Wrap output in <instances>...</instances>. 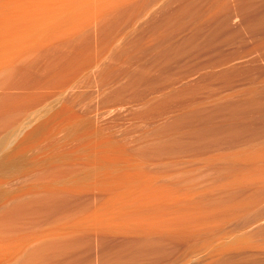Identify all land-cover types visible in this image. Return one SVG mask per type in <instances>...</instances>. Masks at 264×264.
Masks as SVG:
<instances>
[{
  "label": "rangeland",
  "instance_id": "rangeland-1",
  "mask_svg": "<svg viewBox=\"0 0 264 264\" xmlns=\"http://www.w3.org/2000/svg\"><path fill=\"white\" fill-rule=\"evenodd\" d=\"M9 154L0 264H264V0H0Z\"/></svg>",
  "mask_w": 264,
  "mask_h": 264
},
{
  "label": "bare ground",
  "instance_id": "bare-ground-1",
  "mask_svg": "<svg viewBox=\"0 0 264 264\" xmlns=\"http://www.w3.org/2000/svg\"><path fill=\"white\" fill-rule=\"evenodd\" d=\"M96 148V147H95ZM107 151V150H106ZM95 152H96V150H95ZM94 152V153H95ZM22 158V156L21 155H5V156H2L1 158H0V173H8V172H10L11 173V171L12 170H18L19 169V166H22L23 165V162H20L21 159ZM114 160H115V158H114ZM105 161V160H104ZM116 161V160H115ZM117 162V161H116ZM20 163H22V164H20ZM115 163V162H114ZM20 164V165H19ZM102 164H104V163H102ZM102 164H101V166H102ZM99 165V164H98ZM97 165V166H98ZM21 168V167H20ZM128 179V178H127ZM128 181H130L129 179H128ZM128 181H126V182H128ZM121 182V181H120ZM115 188V187H114ZM99 191V190H98ZM113 191V190H112ZM129 191V190H128ZM155 195H157V194H155ZM108 213V212H107ZM111 214V213H110ZM117 214V213H116ZM120 217V216H119ZM115 219H117V218H115ZM95 220V219H94ZM100 221V220H99ZM102 221V220H101ZM94 222V221H93ZM124 222H126V221H124ZM83 223V222H82ZM115 225V224H114ZM76 226H78V225H76ZM98 227V226H97ZM83 228V227H82ZM113 228V227H112ZM138 228V227H137ZM96 230V229H95ZM110 230V229H109ZM138 230H140V229H138ZM137 231V230H136ZM186 231V230H185ZM82 232V231H81ZM110 232H113V231H110ZM183 232V231H182ZM79 233V232H78ZM93 233V232H92ZM140 233V232H139ZM192 234V233H191ZM95 237V236H94ZM146 237V236H145ZM96 238V237H95ZM45 240V239H44ZM42 241V240H41ZM26 248V247H25ZM20 254V253H19ZM20 256V255H19Z\"/></svg>",
  "mask_w": 264,
  "mask_h": 264
}]
</instances>
